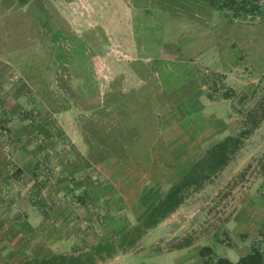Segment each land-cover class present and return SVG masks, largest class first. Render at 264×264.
Wrapping results in <instances>:
<instances>
[{
    "label": "rangeland",
    "instance_id": "obj_1",
    "mask_svg": "<svg viewBox=\"0 0 264 264\" xmlns=\"http://www.w3.org/2000/svg\"><path fill=\"white\" fill-rule=\"evenodd\" d=\"M70 1L74 0L58 4L66 15L63 24L76 23L83 34L64 38V44L68 43L65 48L62 43L48 38L46 94L54 96L62 91L71 95L74 100L67 104L79 109L87 108V98L92 95L107 94L115 100L111 112L108 110L103 116L99 113L94 119H87L85 115L74 119L77 122L80 119L85 127L90 125L87 133L95 140L121 138L126 141L123 150L117 149L118 143L110 145L112 156L121 155L131 167L126 173L140 177L137 183H124L128 189L133 190L132 185L136 184L150 185L146 179L157 174L165 195L171 183H177L183 171L191 168L213 145L229 136L239 137L252 127L253 116L261 119L229 164L202 189L191 191L173 216L142 235L141 228L138 230L142 223L133 226L98 245L101 252L94 246L85 252L66 255L92 252L94 264L119 261L125 264H208L206 262L215 261L216 257L234 260L231 262L236 264L254 246L262 249L264 0H251L260 12L244 17H237L235 11L213 9L202 0H175L177 5L168 12L133 6L131 0H75L69 4ZM49 28L50 32L54 31L53 27ZM20 57L21 53L15 54L17 67L21 64ZM159 59L191 67L204 93L197 103L192 105L189 96L184 101L171 100L170 94L166 98L163 93L166 86L160 87L158 94H150L152 87L142 82L146 70L135 72L134 64H149ZM168 67L161 68L166 78L171 77L172 72ZM155 88L153 86L157 91L158 87ZM229 91L234 94L226 99ZM33 93L36 92L31 88L27 91L28 95ZM119 95L127 96L121 102V106H126L125 117L118 113ZM151 97L156 99L150 103ZM28 104L30 108L25 110L28 115L24 116L26 125L39 126L38 103L30 101ZM55 104L51 103L57 106ZM3 106L0 105V111ZM124 121L127 124L123 126ZM48 134L46 138L44 134L38 138L45 147L50 142ZM101 153L102 150H90L95 164ZM7 154L11 157L8 151ZM144 164L148 167H142ZM47 170H52L50 164L44 171ZM98 171L95 168V175L101 176L102 172ZM19 191L21 197H30L28 188L20 187ZM239 208V214L234 217ZM192 244L196 245L187 252L170 253ZM205 247L213 250L211 256L201 255Z\"/></svg>",
    "mask_w": 264,
    "mask_h": 264
},
{
    "label": "crops",
    "instance_id": "obj_2",
    "mask_svg": "<svg viewBox=\"0 0 264 264\" xmlns=\"http://www.w3.org/2000/svg\"><path fill=\"white\" fill-rule=\"evenodd\" d=\"M66 1L0 0V105L5 107L0 111V264H23L51 255L85 252L139 225L165 196L157 174L146 179L150 185L136 184L132 185L133 190L128 189L124 183H137L140 177L136 173H126L131 167L121 155L112 156L110 145L118 143L117 149L123 150L126 141L121 138L118 141L95 140L87 133L90 125L85 127L80 119L78 122L74 119L81 115L94 119L99 113L103 116L114 106L115 100L110 95H92L87 98V108L79 109L67 104L74 100L71 95L62 91L54 96L46 94L48 38L62 43L65 48L68 43L64 44V38L83 34L76 23L63 24L66 15L58 4ZM131 4L166 12L177 5L175 0H131ZM49 26L54 31L50 32ZM18 52L21 53L19 67L14 62ZM26 53L30 56H25ZM167 66L172 72L171 77L166 78L161 68L165 70ZM134 67L135 72L146 70L142 82L150 84L151 95L158 94L160 87L166 86L163 92L166 98L170 94L173 99H169L184 101L189 96L192 105L204 95L189 65L159 59L149 64L137 63ZM153 86L158 87L157 91ZM30 88L36 93L28 95ZM126 98L119 95L121 117L126 116V106H121ZM156 98L151 97L150 103ZM30 101L38 103L39 126L26 125L24 120ZM53 102L57 106H52ZM122 124L126 125L127 121ZM47 132L51 137L47 138L50 142L45 147L38 138L40 134L46 138ZM92 149L102 150L96 164L90 157ZM49 164L52 170L44 171ZM95 168L99 171L103 168L101 176L95 175ZM20 187L28 188L30 197H21ZM239 212L240 208L234 217ZM195 245L170 253L187 252ZM261 251L264 258V245Z\"/></svg>",
    "mask_w": 264,
    "mask_h": 264
},
{
    "label": "trees",
    "instance_id": "obj_3",
    "mask_svg": "<svg viewBox=\"0 0 264 264\" xmlns=\"http://www.w3.org/2000/svg\"><path fill=\"white\" fill-rule=\"evenodd\" d=\"M211 8L221 12L235 11L237 17L249 16L250 14H257L260 8L253 4L251 0H202ZM231 92V93H230ZM234 91H229L225 94L226 99H231ZM252 116V115H251ZM261 119V118H260ZM260 119L256 116L252 117V127L245 130L239 137L229 136L223 141L216 143L205 155L195 162L189 171L174 185H172L165 196L161 198L151 209L148 215L142 220V227H139L140 235L149 229L158 226L162 221L169 218L175 213L186 201L191 191H198L204 187L206 182L213 176L221 172L230 162L232 155H234L241 147L243 141L260 124ZM263 119V118H262ZM145 227V228H144ZM188 246V245H184ZM97 248H100L99 246ZM182 248V247H181ZM97 251V249L95 250ZM98 252H101V248ZM213 250L210 247H205L201 251V255L211 256ZM94 254L88 252L82 255H51L40 260H30L23 264H94ZM208 264H233L229 259L223 257H216V260L206 262ZM236 264H264V258L261 248L254 246L252 251L242 256Z\"/></svg>",
    "mask_w": 264,
    "mask_h": 264
}]
</instances>
